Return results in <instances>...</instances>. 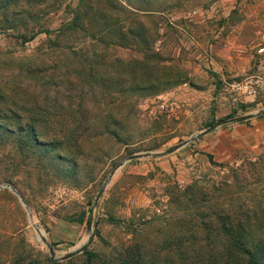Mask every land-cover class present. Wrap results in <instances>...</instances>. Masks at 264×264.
<instances>
[{
    "label": "rangeland",
    "instance_id": "374dc122",
    "mask_svg": "<svg viewBox=\"0 0 264 264\" xmlns=\"http://www.w3.org/2000/svg\"><path fill=\"white\" fill-rule=\"evenodd\" d=\"M260 46L264 0H0V133L12 141L0 183L15 181L32 213L0 188V264H84V249L124 264L136 246L168 264L202 230L191 184L226 180L218 193L264 209V112L234 119L264 107V84L240 87L264 79Z\"/></svg>",
    "mask_w": 264,
    "mask_h": 264
},
{
    "label": "trees",
    "instance_id": "16d2710c",
    "mask_svg": "<svg viewBox=\"0 0 264 264\" xmlns=\"http://www.w3.org/2000/svg\"><path fill=\"white\" fill-rule=\"evenodd\" d=\"M6 3L4 1L2 5L5 6ZM75 23L71 19L63 28H72ZM43 29L45 32L51 31L49 28ZM61 30L62 26L56 28L57 32ZM36 32L29 35L22 32L18 35L25 42L32 39ZM28 71L29 67H26L25 72ZM1 97L7 102L5 96L0 95V99ZM10 131L11 128H8L7 132ZM11 142L9 134L0 133V164L5 167L8 164L4 158L8 157ZM7 179L16 186L9 176ZM229 185L230 182L224 180L209 188H194L192 184L184 188L188 194L187 201L191 209L193 208V218H196L197 223H193L202 230L192 229L184 250L181 251L180 243L175 244L172 249L176 254L168 264H264V224H258L264 219V209L256 204L243 207L241 203L229 198L227 191L218 193L220 188ZM135 251L139 255H125L122 258L124 264H154L149 259L143 260L142 255L145 256V252H141L139 247L136 246ZM82 253L85 254L84 264H95L94 260L99 256L98 252L89 249H84Z\"/></svg>",
    "mask_w": 264,
    "mask_h": 264
},
{
    "label": "water",
    "instance_id": "95a60500",
    "mask_svg": "<svg viewBox=\"0 0 264 264\" xmlns=\"http://www.w3.org/2000/svg\"><path fill=\"white\" fill-rule=\"evenodd\" d=\"M261 112H264V107L260 108L259 110L254 111V112L248 113V114H243V115L235 116L234 119L239 120V119L249 118V117H252L254 115H257V114H259ZM212 127H213V125H210V126L206 127L205 129H203V130H201L199 132H196L195 134L191 135L190 137L186 138L185 140H182L179 143L173 144L166 151H172L175 148H177V147H179L181 145H184V144L190 142L191 140H193L196 137H198L201 133H204V132H207L208 130H210ZM154 153H158V152L149 151V152H145V153H133V154H130L126 158H124L123 160H121V162H119L118 166L122 165L123 162L125 161V159H130L132 157H136V156H139V155L154 154ZM113 174H114V170L111 171L110 174L107 176V178L104 180L103 184L101 185V187H100V189H99V191H98V193L96 195L95 202L97 201L98 197L100 196L102 190L105 188V186L107 185V183L110 181V179L113 176ZM4 186L9 187L15 194L18 195L20 201L24 205V207H25V209H26V211H27V213L29 215V219L31 220L32 213H31L30 207H29L28 203L26 202V200H25L24 196L22 195V193L15 186V184H13L12 182H8V181L7 182L0 183V188L1 187H4ZM90 225H91V220L89 219L88 222H87V228L88 229H90ZM45 242H46V244L49 247L50 257L51 258H55L53 247L51 246V244L48 241H45ZM85 247H86V243H84L80 248H78L76 250H73V251H69L67 254H65L63 256H60V257H57V258H60V259L68 258V257L72 256L74 253L79 252V251H82Z\"/></svg>",
    "mask_w": 264,
    "mask_h": 264
},
{
    "label": "built area",
    "instance_id": "2783aa9c",
    "mask_svg": "<svg viewBox=\"0 0 264 264\" xmlns=\"http://www.w3.org/2000/svg\"><path fill=\"white\" fill-rule=\"evenodd\" d=\"M259 51H264V46H260ZM263 84H264V79H262V77L260 76H256L254 80L251 79L244 80L241 83L240 87H242V89L244 91H247L248 93H254L256 91V86H261Z\"/></svg>",
    "mask_w": 264,
    "mask_h": 264
},
{
    "label": "crops",
    "instance_id": "0c3cea01",
    "mask_svg": "<svg viewBox=\"0 0 264 264\" xmlns=\"http://www.w3.org/2000/svg\"><path fill=\"white\" fill-rule=\"evenodd\" d=\"M241 125V126H240ZM244 123H242V124H233L232 126L231 125H229L227 128L228 129H230L232 132V134L234 133H238V132H246L248 129H249V127L248 128H245L244 126ZM241 127V128H240ZM233 138V137H232ZM232 138H229L228 140H222L221 141V143L222 144H225V145H234V141H237V140H240V139H238V138H234V139H232Z\"/></svg>",
    "mask_w": 264,
    "mask_h": 264
}]
</instances>
